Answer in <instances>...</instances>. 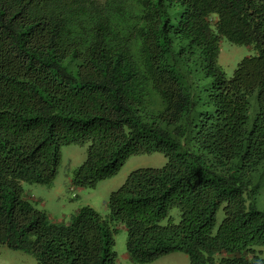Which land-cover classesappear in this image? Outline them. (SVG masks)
<instances>
[{"label": "trees", "instance_id": "1", "mask_svg": "<svg viewBox=\"0 0 264 264\" xmlns=\"http://www.w3.org/2000/svg\"><path fill=\"white\" fill-rule=\"evenodd\" d=\"M222 39L254 50L231 76ZM70 144L87 149L75 188L133 155L166 163L133 170L106 215L55 222L22 184L51 185ZM116 224L137 263L264 264V0H0V245L114 264Z\"/></svg>", "mask_w": 264, "mask_h": 264}, {"label": "rangeland", "instance_id": "2", "mask_svg": "<svg viewBox=\"0 0 264 264\" xmlns=\"http://www.w3.org/2000/svg\"><path fill=\"white\" fill-rule=\"evenodd\" d=\"M252 46L235 45L222 39L219 43L217 63L226 76H231L237 64L246 56L253 55ZM250 120L254 116V107L250 111ZM86 146L64 145L60 150V164L51 185L23 183V190L28 199L49 216L51 221L66 223L71 215L83 206H90L99 214L108 213L110 194L117 190L128 175L139 168H160L166 163L161 153L133 155L125 160L119 171L106 179L98 181L94 187L75 188L71 185L73 170L80 166L86 158ZM170 214L175 221L179 212L173 209ZM221 219V211L217 213V221ZM113 250L116 252L114 264H190L188 256L182 251H173L159 256L147 263L132 261L126 253V230L116 224ZM0 264H38L35 258L23 251L13 250L0 245Z\"/></svg>", "mask_w": 264, "mask_h": 264}]
</instances>
